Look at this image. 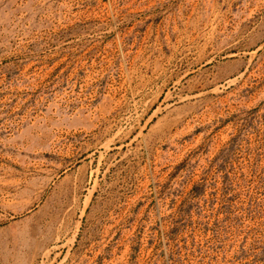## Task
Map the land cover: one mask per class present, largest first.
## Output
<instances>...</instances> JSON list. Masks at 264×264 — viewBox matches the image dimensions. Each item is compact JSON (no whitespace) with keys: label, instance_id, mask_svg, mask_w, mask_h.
Here are the masks:
<instances>
[{"label":"rangeland","instance_id":"rangeland-1","mask_svg":"<svg viewBox=\"0 0 264 264\" xmlns=\"http://www.w3.org/2000/svg\"><path fill=\"white\" fill-rule=\"evenodd\" d=\"M0 264H264V0H0Z\"/></svg>","mask_w":264,"mask_h":264}]
</instances>
